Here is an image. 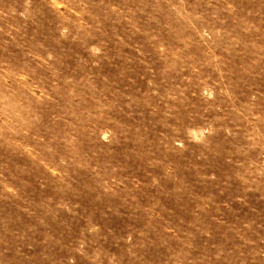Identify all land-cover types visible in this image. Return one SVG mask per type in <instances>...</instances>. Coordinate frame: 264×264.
Here are the masks:
<instances>
[{
    "label": "rangeland",
    "instance_id": "374dc122",
    "mask_svg": "<svg viewBox=\"0 0 264 264\" xmlns=\"http://www.w3.org/2000/svg\"><path fill=\"white\" fill-rule=\"evenodd\" d=\"M0 264H264V0H0Z\"/></svg>",
    "mask_w": 264,
    "mask_h": 264
}]
</instances>
